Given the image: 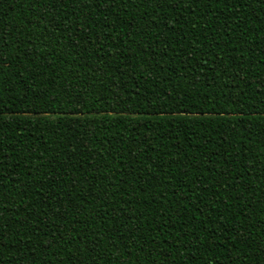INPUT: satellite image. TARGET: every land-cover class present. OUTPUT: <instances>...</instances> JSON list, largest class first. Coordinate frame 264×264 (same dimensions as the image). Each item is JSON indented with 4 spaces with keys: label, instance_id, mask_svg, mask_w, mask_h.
<instances>
[{
    "label": "trees",
    "instance_id": "16d2710c",
    "mask_svg": "<svg viewBox=\"0 0 264 264\" xmlns=\"http://www.w3.org/2000/svg\"><path fill=\"white\" fill-rule=\"evenodd\" d=\"M0 264H264V0H0Z\"/></svg>",
    "mask_w": 264,
    "mask_h": 264
}]
</instances>
